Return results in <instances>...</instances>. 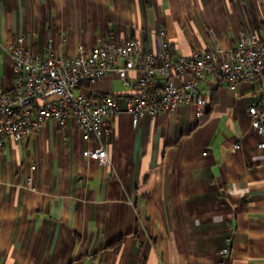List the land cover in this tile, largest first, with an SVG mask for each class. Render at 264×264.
Segmentation results:
<instances>
[{"label":"crops","instance_id":"obj_1","mask_svg":"<svg viewBox=\"0 0 264 264\" xmlns=\"http://www.w3.org/2000/svg\"><path fill=\"white\" fill-rule=\"evenodd\" d=\"M246 29L264 35V0H0V89L13 84L19 36L36 54L53 43L72 56L112 34L174 58L196 49L223 57ZM199 88L203 118L178 100L133 124V87L116 75L83 87L118 96L102 134L108 166L84 157L101 143L72 119L8 140L0 264H264V149L248 113L257 85L206 75Z\"/></svg>","mask_w":264,"mask_h":264},{"label":"built area","instance_id":"obj_2","mask_svg":"<svg viewBox=\"0 0 264 264\" xmlns=\"http://www.w3.org/2000/svg\"><path fill=\"white\" fill-rule=\"evenodd\" d=\"M10 52L13 84L0 89V150L8 140L19 143L30 137L45 120L63 126L72 119L86 138L94 135L101 143L85 149L84 157L111 165L102 134L109 131L108 120L119 109L118 96L95 97L83 91L84 84H95L107 75H116L125 87L135 89L126 95L133 124L141 116L169 111L178 100L193 104L196 117L203 118L207 100L199 85L206 75L217 76L231 87L255 83L258 96L248 113L260 137L257 146L264 149V35L253 30L242 31L223 57L196 49L174 58L169 49L155 54L137 38L116 40L112 34L100 37L96 45H80L72 56L58 54L53 43L43 54H36L25 46L24 36L10 45ZM130 71L138 76L131 78ZM229 250L225 246L222 253L227 255Z\"/></svg>","mask_w":264,"mask_h":264},{"label":"trees","instance_id":"obj_3","mask_svg":"<svg viewBox=\"0 0 264 264\" xmlns=\"http://www.w3.org/2000/svg\"><path fill=\"white\" fill-rule=\"evenodd\" d=\"M87 85H90V84H84L83 87L87 86ZM226 264H229V263H226Z\"/></svg>","mask_w":264,"mask_h":264}]
</instances>
